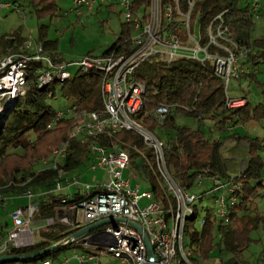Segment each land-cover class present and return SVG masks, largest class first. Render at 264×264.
I'll list each match as a JSON object with an SVG mask.
<instances>
[{
	"label": "built area",
	"instance_id": "1",
	"mask_svg": "<svg viewBox=\"0 0 264 264\" xmlns=\"http://www.w3.org/2000/svg\"><path fill=\"white\" fill-rule=\"evenodd\" d=\"M249 5L251 12H256L261 0H243ZM71 14L82 16L81 9L90 12L96 4L118 5L123 9L122 16L131 26V36L123 44L99 56L87 55L80 62L66 63L56 60L46 52L42 44L31 50L28 42L24 43L22 52L9 53L0 57V102L4 108L12 107L26 92L31 79L38 91L47 90L57 83L63 85L71 79L70 66H77L83 72H95L100 80L101 109L90 111L72 104L66 111L55 114V121L61 118L71 120L68 131L69 139H96L104 135L107 138L121 130L136 134L146 149L151 151L152 162L147 154L130 147L144 162L156 192L139 193V186L130 188L131 179H138L137 165L131 160L129 152L122 142L113 147L101 146L95 141L89 151L94 155L95 163L91 170L105 172L106 179L93 185L81 183L78 176L60 170L57 163L67 152V143L54 148L47 159L48 168L57 171V181L51 189L38 195L53 196L58 193L66 195L62 203L71 202L60 208L56 215L59 224L69 227L75 233L91 227L101 221H107L94 230L80 237L71 238L62 243H80L84 249H93L110 257L114 264H192L189 257L192 251L184 249L183 237L185 227L195 221L193 204L203 196H195L188 189L181 187L170 173L167 165L166 146L153 132L145 129L140 117L143 113L144 84L135 79L137 69L150 59H158L170 64L177 60H191L199 63H210L214 74L224 82L225 106L230 110L239 109L245 104L243 99H232L227 94V83L231 78L244 76V62L251 51L243 45L235 43L228 37V28L220 13L205 27L196 28L195 20L191 24L192 10L195 0L185 2L183 10L180 0H147L144 10L139 7L133 10V0H73ZM10 7L8 3L0 4V8ZM14 10L18 12L17 7ZM24 17V12H18ZM205 38V40H204ZM172 107L159 105L155 116L160 124L170 114ZM53 124L48 128L52 129ZM127 148V147H126ZM139 170V168L137 169ZM128 172V178L124 173ZM140 175V176H139ZM196 177H211L215 182L212 192L214 203L219 207L214 216L222 224L230 219L225 208L237 205L238 185L231 180L221 181L208 174ZM144 181V179L140 178ZM73 190V191H72ZM32 189L24 191L23 197L28 202L24 207H17L10 213L13 229L7 232L0 244V255L10 245L14 248L30 246L24 237L32 236L33 230L54 226L53 218L45 221L44 227H36L35 216L38 196ZM146 204L140 207V202ZM5 201L0 194V204ZM200 227L206 219H200ZM141 230V231H140ZM74 235V234H73ZM148 241L155 261H147ZM79 264L93 262L97 264L99 257L90 252L74 256ZM65 260L61 264H66ZM41 264H52L44 260Z\"/></svg>",
	"mask_w": 264,
	"mask_h": 264
},
{
	"label": "trees",
	"instance_id": "2",
	"mask_svg": "<svg viewBox=\"0 0 264 264\" xmlns=\"http://www.w3.org/2000/svg\"><path fill=\"white\" fill-rule=\"evenodd\" d=\"M187 0H180L183 10L186 9ZM244 2L240 6V0H195L192 10L191 23L198 18V24L202 30L217 15L224 12V24L228 28L230 38L237 44L246 46L251 53L244 62L249 73H246L252 80L255 79V65L264 60V39H252L250 32L253 27V16L257 11L251 12L249 5ZM25 5L38 18H48L56 15V0H13V6ZM133 10L139 7L145 9L147 0H133ZM112 9L111 5L109 6ZM259 9V8H258ZM130 24L124 22L121 25V32L115 43L103 54L123 44L131 36ZM205 40V38H204ZM24 41L17 36L13 39L0 37V57L11 52H22ZM42 46L46 52L54 48L51 41H42ZM89 55V54H88ZM135 79L145 86L143 113L140 122L142 126L153 132L157 137L158 133L167 132L174 129V137L165 143L167 165L171 175L177 183L188 190L193 186L197 175L217 176L226 181L231 180L234 185H238L239 191L236 193L238 203L235 207L229 208V223L222 224L217 219H207L201 231L192 233L191 243L195 246L189 257L192 264H208L207 260L213 251H226L231 253L222 264H250L242 260L240 252L250 239L248 232L257 227L259 222L264 223V216H243L239 211L251 209L252 199L261 194H257L255 187L250 186V180H257L258 185L262 180L260 170L264 166L260 153L264 151V140L251 137L236 136L247 147V163L244 173L237 177H230L222 164L220 147L221 142H210L206 139L202 131L190 128H174L175 116H184L202 121L210 119L219 130H226L230 127L233 131L237 126H245L251 121L264 122V104L250 107L248 102L236 110H230L225 106L224 82L217 77L210 63H199L191 60H177L170 64L161 62L158 59H150L142 64L135 73ZM54 87V86H53ZM52 88V87H51ZM38 91L34 80L31 79L26 87L25 94L18 99L7 113V117L0 132V194L11 197L23 194L24 191L32 189L35 194L45 193L54 186L57 181V171L39 165V161L50 154L51 150L67 143V152L63 159L57 163L58 168L68 174L79 172L84 161L89 160L94 164V155L89 151V147L95 141L101 146L113 147L117 142L125 144L123 147L129 152L131 160L138 157L129 146L135 147L147 154L152 162L151 151L144 147L141 139L132 132L124 130L118 131L113 138L104 135L96 139L75 138L69 139L71 120L61 118L55 121V114L51 109L43 104L44 99L53 93L50 89ZM99 75L95 72H83L77 70L70 80L60 86L62 95L74 98L79 108L90 111L101 109ZM262 95H264V85H262ZM245 98H243L244 100ZM159 105H169L172 107L162 124L155 116L156 107ZM53 124V128L48 126ZM159 138V137H158ZM127 147V148H126ZM143 165L144 162H143ZM48 166V165H47ZM37 167V169H36ZM143 170L146 171L145 167ZM20 175V181L17 180ZM148 181L151 182L153 192H156V185L148 174ZM66 195L58 193L53 196L38 195L35 201L38 204L36 217L42 219L55 217L57 211L70 204L62 203ZM238 209V210H237ZM54 227V226H53ZM64 228V226H63ZM61 227H48L41 230L40 240L31 246L14 248L8 246L1 256H22L45 250L66 238L75 234L70 230L63 233ZM5 235L0 233V244L4 241ZM66 246L60 247L53 252L37 257L27 262H37L49 260L57 252L64 250ZM51 260V259H50Z\"/></svg>",
	"mask_w": 264,
	"mask_h": 264
},
{
	"label": "rangeland",
	"instance_id": "3",
	"mask_svg": "<svg viewBox=\"0 0 264 264\" xmlns=\"http://www.w3.org/2000/svg\"><path fill=\"white\" fill-rule=\"evenodd\" d=\"M4 3H8L10 7L0 8V37L5 36L6 39H13L14 36H17L18 38H21L24 43L28 42L31 50H35V47L42 43V41H51L54 43V48L49 50L50 54H52L53 57H56V59L60 58V60L66 63L80 62L88 54L95 56L102 55L115 43L116 38L121 32V25L125 22L122 16L123 9L118 5H111L112 9H110V5L96 4L94 9L90 12H86L85 9L82 8V16L78 17L75 14L70 13V10L74 8L73 0H56V15L40 19L25 5L19 6L18 3H16L18 6V12H24V17H21L18 12L14 10L13 0H0V4ZM240 6H244L243 0H240ZM259 7L260 8L257 10V13L253 16V27L250 32L252 39H264V0H261ZM195 20L198 22L197 17H195ZM195 25V27L198 28L199 24L196 23ZM228 37L230 38L229 34ZM10 53L14 52L10 51ZM8 54L9 53L5 55ZM241 68L245 71L244 76L239 79L231 78L227 83V94L229 98H245V102H248L250 107H255L258 104H264V95H262V85H264V60L261 59L260 63L252 68V70L255 71V79L253 80L246 75V73H249L247 67L243 65ZM77 70V66H70L68 68L71 76L75 75ZM59 88L60 84L57 83L49 91L53 93V96H47L43 101V104L49 107L53 113L64 112L75 103L74 98L62 95ZM4 104L5 102H0V110H3ZM10 109L11 106L8 107V109H4L7 111H4L1 115L0 132L3 129L5 122L4 119H6V115ZM143 116H146V113ZM184 127L190 129L199 128L206 139L210 142H221L220 153H222L224 157L230 158L228 163L223 162L226 167L225 171L230 177L242 175L248 160V157L246 156V145L241 142V140L236 139L235 135L240 137H256L260 140H264V122L251 121L245 126L235 127L233 131H230V127H226V130H219L210 119L206 118L199 121L182 114H177L175 116L174 128ZM174 133V129H171L166 133H158V137L161 141L166 143L174 137ZM231 151L232 153L235 152L234 155L237 157L236 159H232L234 155L231 154ZM51 152L45 158L40 160L39 164H36L39 165L37 167L40 168L41 165H45V167H47L46 162L48 161L47 159L50 158ZM133 153L135 152L133 151ZM260 156L262 158V162H264V151L260 153ZM241 160H243V163L240 162ZM133 162L137 165V169L139 168V170H134L135 174H141V177H138V179H131L130 188L134 190L136 186H139V193L152 191L151 182H149L147 178L148 174L142 167V160L140 157H137L133 160ZM91 163V161L86 159L83 166L80 168V171L73 173V175L79 177L81 183L93 185L97 181L106 179L105 172H102L99 169H90ZM123 176L125 179L128 178V172H125ZM260 176V180H262L260 185H258L259 181L256 179L250 180L249 183L251 187L256 188L258 192L257 194L261 195L251 198V209L247 211H239L240 216H264V166H262L260 170ZM213 177L216 179L218 178L217 176ZM140 178L144 179L145 182L140 180ZM20 179L19 175L17 180L20 181ZM220 180L225 181L223 179ZM214 185L215 182H213L211 177H195L193 186L189 190L191 194H194L197 197L203 196V198L196 201V203L192 205L195 210L196 219L195 221L188 222L185 227L184 237L182 239L184 249L187 251H194L195 249V246L191 243L192 233L195 231H201L199 222L200 219H216L214 216L218 213L219 207L214 203L213 193L210 192L207 194V192L214 188ZM145 204L146 200H142L140 202V207L145 206ZM18 205H20V202L17 203L16 200L8 197L4 204L0 206V232L4 233L6 231L5 225L9 224L8 211L11 208L18 207ZM225 210L229 213L228 207H226ZM54 216V227L62 226L63 228V225L59 224V216H62V213H58ZM35 219L40 220L42 218L38 216ZM54 227L50 226L51 229ZM47 228L45 227L43 230H47ZM63 229V233H67L71 230L67 226H64ZM40 233L41 230L37 232L34 229L32 234L33 239L38 241L40 239ZM248 238L250 241L245 247H242L240 252L242 260L250 264H264V223L259 222L256 228L250 230L248 232ZM73 251V248L68 247L57 252L55 257L53 255L50 256L49 259L53 262L61 261L65 258L69 259L72 257ZM78 251L79 249H77V253ZM89 252L91 255L94 254L99 257V261L101 260L100 264L106 263L103 258L101 259V257H103L102 253L93 249H90ZM231 256V253L226 251H213L209 255L207 263L222 264L221 260L224 262ZM5 264H40V261L27 263L17 261Z\"/></svg>",
	"mask_w": 264,
	"mask_h": 264
},
{
	"label": "crops",
	"instance_id": "4",
	"mask_svg": "<svg viewBox=\"0 0 264 264\" xmlns=\"http://www.w3.org/2000/svg\"><path fill=\"white\" fill-rule=\"evenodd\" d=\"M260 8V7H259ZM259 10V9H258ZM50 53V52H49ZM54 58H56V57H54ZM56 60H60V58H57ZM243 146H245V145H243ZM247 148V147H246ZM234 153L235 152H233L232 153V151H231V154H233L234 155ZM221 154V159H222V164L224 165V163L223 162H229L230 161V158H227V157H224L223 156V154L222 153H220ZM246 156H247V154H246ZM237 157L234 155V157L232 158V159H236ZM241 163H243V160H241L240 161ZM225 167V166H224ZM23 194H20V195H16V196H11V198L12 199H14V200H16L17 201V203L18 202H20V205H18V207H24L26 204H27V202H28V200L25 198V197H23L22 196ZM9 196H7V197H5V200L8 198ZM5 202V201H4ZM4 202L2 203V204H0V206H2L3 204H4ZM15 208H17V207H14V208H11L9 211H8V217H9V224H6L5 225V229H6V231L3 233L4 235H7V232H9L10 230H12L13 229V224H12V221H11V219H10V213L15 209ZM47 219H50V218H47ZM47 219H40V220H36L35 219V223H36V227H44V222L47 220ZM44 228H40L39 230H36L37 232H39L40 230H43ZM0 233H2V232H0ZM5 237V236H4ZM69 238V237H68ZM68 238H66V239H68ZM65 239V240H66ZM23 240H25L27 243H29L30 244V246L31 245H33L34 243L36 244V242H38V241H36V240H34L33 239V237L31 236H27V237H24L23 238ZM64 240V241H65ZM57 244H59V243H57ZM56 245V244H55ZM68 247H71V248H73L74 249V251H73V255H72V257L71 258H69V259H67V258H65L64 260H61V261H52V260H50L51 261V263L52 264H61V263H63L65 260L67 261V263L66 264H79V262H78V260L74 257L75 255L78 257V256H81L82 254H86V253H88L89 251H90V249H84L83 247H82V245L80 244V243H71V244H68V246L66 247V248H68ZM77 249H79V251H78V253H77ZM1 256V255H0ZM56 256V254L54 255V257ZM104 259L105 261H106V263L105 264H114V261L110 258V257H107V256H103V257H101V259ZM101 263V260L100 261H98V263L97 264H100ZM40 264H41V262H40ZM85 264H94L93 262H87V263H85Z\"/></svg>",
	"mask_w": 264,
	"mask_h": 264
},
{
	"label": "water",
	"instance_id": "5",
	"mask_svg": "<svg viewBox=\"0 0 264 264\" xmlns=\"http://www.w3.org/2000/svg\"><path fill=\"white\" fill-rule=\"evenodd\" d=\"M0 118H1V116H0ZM106 222L107 221H101V222H98L96 224L91 225V227L90 226L89 227H86L85 229H83V230L75 233L74 235H72L71 238L80 237L83 234H86V233H88L91 230H94V229H96V228H98V227H100L102 225H105ZM144 240H145V245H146L147 254H148L147 261L148 262L155 261L154 255L152 254L153 253L152 252V249H151L148 241L145 238H144ZM68 244H70V243L67 242L65 244L64 243H62V244H56V245H53V246H51V247H49V248H47L45 250H42V251H39V252H36V253H32V254H28V255H22V256H0V264H5V263H8V262H17V261H21L22 262V260L23 261H29V260L35 259L37 257L45 256V255L53 252L54 250H57L60 247L66 246Z\"/></svg>",
	"mask_w": 264,
	"mask_h": 264
},
{
	"label": "bare ground",
	"instance_id": "6",
	"mask_svg": "<svg viewBox=\"0 0 264 264\" xmlns=\"http://www.w3.org/2000/svg\"><path fill=\"white\" fill-rule=\"evenodd\" d=\"M4 109H8V107L7 108L3 107V110H0V116L4 113V111H7V110H4Z\"/></svg>",
	"mask_w": 264,
	"mask_h": 264
}]
</instances>
